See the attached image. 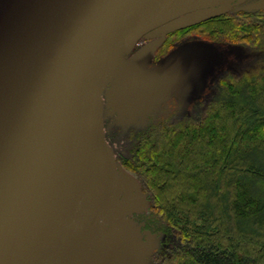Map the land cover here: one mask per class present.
I'll return each mask as SVG.
<instances>
[{"label":"water","instance_id":"obj_1","mask_svg":"<svg viewBox=\"0 0 264 264\" xmlns=\"http://www.w3.org/2000/svg\"><path fill=\"white\" fill-rule=\"evenodd\" d=\"M201 1L0 0V264L59 261L84 223L86 241L104 245V219L85 220L107 173L109 217L132 219L114 208L125 179L96 129L102 85L112 64L144 82L119 57Z\"/></svg>","mask_w":264,"mask_h":264},{"label":"trees","instance_id":"obj_2","mask_svg":"<svg viewBox=\"0 0 264 264\" xmlns=\"http://www.w3.org/2000/svg\"><path fill=\"white\" fill-rule=\"evenodd\" d=\"M264 53V9L220 14L180 33ZM193 34H191L192 36ZM197 115L139 132L121 163L148 208L149 264H264V67L216 86Z\"/></svg>","mask_w":264,"mask_h":264},{"label":"rangeland","instance_id":"obj_3","mask_svg":"<svg viewBox=\"0 0 264 264\" xmlns=\"http://www.w3.org/2000/svg\"><path fill=\"white\" fill-rule=\"evenodd\" d=\"M260 9H264V0L201 1L167 15L138 34L133 45L119 57L124 64L137 65L147 78L144 82L129 78L127 72L114 64L110 66L102 85L95 123L112 152L116 171L125 179L123 198L114 208L119 215L128 213L132 219L118 226L116 218L109 217L111 206L104 198L109 192L114 194L115 188L107 173L85 220L96 216L104 219V245L86 241L84 223L64 247V256L52 264L150 263L149 246L155 237L144 231L137 220L148 203L138 177L118 158L131 149L136 136L149 124L167 118L181 123L186 117L197 115L199 107L203 109L209 104L217 85L264 67V53L237 44L201 39L194 35L199 30L197 26L184 36L169 33L180 32L179 29L207 17Z\"/></svg>","mask_w":264,"mask_h":264},{"label":"flooded vegetation","instance_id":"obj_4","mask_svg":"<svg viewBox=\"0 0 264 264\" xmlns=\"http://www.w3.org/2000/svg\"><path fill=\"white\" fill-rule=\"evenodd\" d=\"M123 216H128L131 218V216L128 213H124Z\"/></svg>","mask_w":264,"mask_h":264},{"label":"bare ground","instance_id":"obj_5","mask_svg":"<svg viewBox=\"0 0 264 264\" xmlns=\"http://www.w3.org/2000/svg\"><path fill=\"white\" fill-rule=\"evenodd\" d=\"M133 40H134V39H133ZM132 43H133V41H132ZM132 43H131V44H132Z\"/></svg>","mask_w":264,"mask_h":264}]
</instances>
